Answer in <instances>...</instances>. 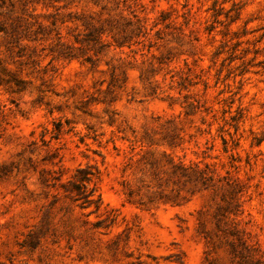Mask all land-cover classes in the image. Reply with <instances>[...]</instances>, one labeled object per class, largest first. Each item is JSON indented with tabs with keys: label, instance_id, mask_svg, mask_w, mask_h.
<instances>
[{
	"label": "rangeland",
	"instance_id": "obj_1",
	"mask_svg": "<svg viewBox=\"0 0 264 264\" xmlns=\"http://www.w3.org/2000/svg\"><path fill=\"white\" fill-rule=\"evenodd\" d=\"M263 136L264 0H0V264H240L227 178L264 260Z\"/></svg>",
	"mask_w": 264,
	"mask_h": 264
},
{
	"label": "trees",
	"instance_id": "obj_2",
	"mask_svg": "<svg viewBox=\"0 0 264 264\" xmlns=\"http://www.w3.org/2000/svg\"><path fill=\"white\" fill-rule=\"evenodd\" d=\"M3 28L6 34H8L11 38L16 37V28L13 26L11 29L7 27ZM102 34L103 31H101V29L92 27L86 33L87 40L93 41L94 44H98L101 48L106 45L102 40ZM77 40L79 39L77 38ZM64 56L73 58L75 55L68 52L65 53ZM84 60L87 62L92 61L89 57H85ZM262 140V138H258V142H261ZM178 168H181L186 175L190 170L193 171L197 175V180L206 187H208L209 183L213 180V175L209 174L211 171H208V168H201L199 165L186 166L185 164L178 165ZM95 177L96 173L93 171L91 166L80 167L77 169L75 177L67 183H61V187L69 197H71L75 202H78L81 208L94 206L95 211H98L102 203L101 195L97 194L96 196V187L90 186ZM56 179L59 180L58 177ZM226 180L227 184L231 187V195L228 200V205L232 206V209H228V206H222L218 209L220 211H218L215 215V224L218 231L221 233V235H219L226 238L230 246V253L234 258L239 260L240 264H264V260L258 259V255L255 253L256 249L245 238L244 231L237 226L235 217L231 218L230 214L233 213L237 215L240 210L239 198L237 197L241 191H237V188L240 186L238 182L236 183L228 178Z\"/></svg>",
	"mask_w": 264,
	"mask_h": 264
}]
</instances>
